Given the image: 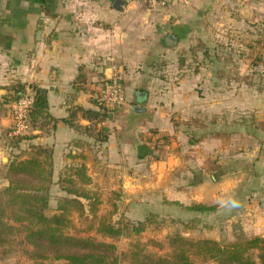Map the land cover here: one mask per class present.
Listing matches in <instances>:
<instances>
[{
    "label": "crops",
    "instance_id": "0c3cea01",
    "mask_svg": "<svg viewBox=\"0 0 264 264\" xmlns=\"http://www.w3.org/2000/svg\"><path fill=\"white\" fill-rule=\"evenodd\" d=\"M113 1L0 0V164H4L12 153L20 158L49 154L54 181L64 167L79 163L85 164L92 182L96 180L95 166L102 171V176L106 170L110 174L108 179L114 177L117 180L120 176L123 181L142 180L147 175L145 167H157L162 162L155 160L149 164L148 159L152 153L160 151L156 147L160 142L158 136L173 133L172 102L182 98L195 102L199 99L200 106L186 108V112L207 119L209 111L215 108L216 136L210 142L208 137L201 136L194 148L182 142L181 148L189 155L187 161L180 162L179 157H175L166 171L172 168V192L177 190L176 186H193L189 168L194 163L202 171L206 168L202 163L192 161L190 150L199 148L207 153L215 146L218 178L214 180L211 176V179L220 182L216 185L219 189L221 182L230 179V172L242 173L237 169L239 150L242 149L237 147V136L243 133L238 121H233L232 128L229 125L227 128L233 136L232 154L228 156L227 164L236 168L224 169L226 147L229 152L222 136L226 130L225 112L229 100L224 94V86L218 87L215 97L206 92L199 96L172 97L170 86L167 92L159 90L152 65H159L161 60L172 55V44L166 41L168 36L176 38L173 45H181L196 37L209 38L217 23L227 22L225 12L232 4L237 5L233 14L235 23L244 24L245 19L257 17L262 6L264 8V0L261 6H258L260 0H189L186 5L171 3L157 11L148 9L140 0H124L122 10L117 11L112 7ZM207 68L208 65L201 66L202 71ZM114 70L121 74L125 100L119 107L107 108L99 101V89ZM207 76L205 71L200 75L202 88L208 87ZM18 85L24 89L39 87L45 91L50 121L39 118L19 146L11 149L4 141L10 125L7 101ZM236 92L234 89L231 96L233 102H237L234 104L247 102L251 108L250 105L256 106L258 97L264 100V94L258 96L255 92L244 99ZM131 105H139L145 110L133 112ZM84 110L91 112L85 113ZM261 114V111L254 110L258 121L252 123L250 130L255 139L251 140V147L255 150L257 164L264 160V121L259 123L264 117L261 119ZM200 124L199 131L190 129V132L207 134L204 127L207 123L204 122L203 126L201 121ZM191 128L197 127L192 125ZM181 167L190 175L177 176L183 171ZM204 175L195 183L201 189L214 185L209 182L207 172ZM252 175L253 172L247 177L254 178ZM245 176L243 174L241 183ZM251 187L253 191L260 189L256 185ZM253 191L247 196H255ZM185 196L188 202L172 193V208L177 202L184 206L215 204V208L222 209L220 201L225 199L219 193L205 191L194 197L185 192Z\"/></svg>",
    "mask_w": 264,
    "mask_h": 264
},
{
    "label": "rangeland",
    "instance_id": "374dc122",
    "mask_svg": "<svg viewBox=\"0 0 264 264\" xmlns=\"http://www.w3.org/2000/svg\"><path fill=\"white\" fill-rule=\"evenodd\" d=\"M231 1L236 2L237 0ZM262 4L263 0H260L259 5H257L261 6ZM235 5L232 4V7H229V10L225 12L227 22L220 21L221 23L215 25L212 36L209 38L196 37L181 45H172L170 58L161 60L159 65H152V68H154V75L157 77L156 82L160 87L159 90L163 89L167 92L171 88L172 97L186 94H197L199 96L203 92L215 97L218 87L224 86V94L225 96L228 95L229 99L225 112L226 130L225 135H222L226 146H229V152H227V147L225 148L226 161L224 169L230 168L232 170L234 167L227 164L228 156L232 154V148L230 147L232 146L233 137L227 131V128L228 125L229 128H232L233 121H238L242 125L241 130H243V133L237 136V147H242L241 151L239 150L240 158L237 161V169H240L242 173L232 174L230 172V179L221 182L219 189H217L216 185L220 182H212L211 179V176L214 180L216 177L218 178L216 147L213 146L207 153L200 151L199 148L197 151L190 150L192 161L202 163L206 170L202 171L194 163V166L189 168L194 185L191 187L176 186L177 190L172 192V174L170 173L172 168L168 171L166 169L175 157H179L180 162H182L187 161L186 156H189L181 148V143L183 142L186 146L191 144L194 148L198 145L201 136L208 137L210 142L212 138H215L217 129V112L215 108L209 111L207 119H202L200 116H190L188 110L186 112V108L199 107V99L195 102L194 99L190 100L188 98L185 100L182 98L176 103L172 102L171 122L174 128L173 133L158 136L160 142L156 143V147L160 151L152 153V156L148 159L149 164H152V161L155 160L162 162L157 167L152 165L145 167L147 175L142 180L128 179L127 181H123L120 176L117 180L114 177L108 179L110 174L104 170L105 174L103 171L102 176V171L95 166L96 180L92 182L89 188L97 193L99 197L98 215H104L113 224L150 220L145 228L138 234L112 239L96 234L93 230H86V221L75 213L70 215L73 225L68 231H77L79 235H90L97 240H104L115 245V254L118 256L115 264L128 263V256H121V253H128L133 244H138L142 248V252L153 257L170 254L172 245H170L169 239L175 233H179L185 239L190 240L212 239L220 245L241 242L254 236L261 237L264 240V160L259 164L255 163L254 160H257L254 159L253 152L255 150L251 147V140L255 141V139L251 137L252 133L250 132L252 123L258 121L254 115V110L255 112H262L261 119L264 117V100L258 97L256 106L250 105L251 108H249L248 103L244 100V103L234 104L237 102H233L231 97L234 89L237 90L236 94L242 98L244 97V99H248L255 92L258 96L264 94V10H262L264 8L262 6L255 19H245L244 24H236L233 17L234 12L236 13L235 7L237 8V5ZM202 65H208L207 70L202 71ZM204 71L208 73L206 82L208 87L202 88L200 75ZM218 77L220 78L219 85H217ZM194 80L196 81L194 82ZM168 86L170 87L168 88ZM10 99L11 96L8 97V101ZM213 107H215V104ZM233 109L236 110L235 113L232 112ZM201 121L203 126L204 122L207 123L204 127L208 130V133L202 135L199 132L191 133L190 129L199 131ZM263 121L261 120L259 123H263ZM192 125H196L197 128H191ZM25 136L10 138L6 134L7 138L4 137V141L6 146L12 149L19 146V142ZM176 144L178 145L176 146ZM34 155L43 157L40 153ZM14 157L20 158L17 154L12 153V156H9L4 164H0V190L8 183L7 163ZM250 162L251 164H249ZM114 168L112 167V169ZM180 170L183 171L178 172L177 176L190 175L184 171L183 167ZM133 171H130L131 174H133ZM66 172L67 166L60 173ZM206 172L209 182L214 185L201 189L200 185L195 183L204 177ZM252 172L254 178L247 177ZM243 174H246V178L241 183ZM237 179H239V182ZM251 179H253L252 182H250ZM60 185L58 179L55 181L52 179V183L49 185V207L45 211L47 215L54 212L57 198L66 194L61 190ZM255 185L260 188L258 191H253L251 186ZM203 191L219 193V196H225V199L235 197L240 201L241 206L230 212L224 208L198 212L185 209L184 204H174L172 208V193L188 202L185 192L194 197L202 194ZM252 191L256 192V195L248 197L247 195H250ZM164 194L170 200H167ZM134 195H138L139 198L134 197ZM246 204L247 206H245ZM215 206L217 207V205ZM186 223L191 227L186 228ZM30 249L31 246L24 242L21 235L12 234L4 247L0 248V264H33V260L28 256ZM260 255L264 257V248L254 247L248 249L244 254L247 261L238 264H264L260 260ZM192 258L196 262L201 259L193 255Z\"/></svg>",
    "mask_w": 264,
    "mask_h": 264
},
{
    "label": "trees",
    "instance_id": "16d2710c",
    "mask_svg": "<svg viewBox=\"0 0 264 264\" xmlns=\"http://www.w3.org/2000/svg\"><path fill=\"white\" fill-rule=\"evenodd\" d=\"M24 91L23 86L18 85L10 96L16 98ZM31 91L33 105L29 111V121L33 128L39 118L50 121V116L47 114L45 91L39 87L31 88ZM7 173L8 183L0 190V248L8 242L9 236L19 234L31 246L28 256L33 264L117 262L113 243L68 231L73 225L71 213L87 222L86 230L112 239L138 234L150 222L113 224L104 215H98L99 197L89 189L92 181L84 163L69 165L67 172L58 176L61 190L66 194L57 198L55 210L50 215L45 213L49 207L48 189L52 183L49 154L21 159L14 157L7 163ZM183 207L198 212L215 209V205L201 203ZM185 227L191 226L186 223ZM263 242L261 237L254 236L241 242L220 245L212 239L190 240L175 233L169 239L172 251L166 256L153 257L142 252L138 244H133L128 253L122 252L121 256H128L127 264H238L247 261L244 254L248 249L264 248ZM192 255L200 257V261L196 262ZM260 258L264 262L263 255Z\"/></svg>",
    "mask_w": 264,
    "mask_h": 264
},
{
    "label": "built area",
    "instance_id": "2783aa9c",
    "mask_svg": "<svg viewBox=\"0 0 264 264\" xmlns=\"http://www.w3.org/2000/svg\"><path fill=\"white\" fill-rule=\"evenodd\" d=\"M128 1V0H125ZM146 7L152 11L165 8L171 3L186 5L189 0H140ZM99 101L107 108L119 107L125 100V92L122 83V77L119 71L114 70L104 79L99 89ZM33 105V92L29 88L16 98L8 101V111L10 116V125L8 137L20 138L27 135L32 127L29 121V111Z\"/></svg>",
    "mask_w": 264,
    "mask_h": 264
},
{
    "label": "water",
    "instance_id": "95a60500",
    "mask_svg": "<svg viewBox=\"0 0 264 264\" xmlns=\"http://www.w3.org/2000/svg\"><path fill=\"white\" fill-rule=\"evenodd\" d=\"M125 5V1L124 0H114L113 1V4H112V7L114 10H122L123 6ZM167 43L168 44H174L175 41H176V38L174 36H168L167 37ZM131 110L133 112H143L145 109L139 105H131Z\"/></svg>",
    "mask_w": 264,
    "mask_h": 264
},
{
    "label": "clouds",
    "instance_id": "9594fccd",
    "mask_svg": "<svg viewBox=\"0 0 264 264\" xmlns=\"http://www.w3.org/2000/svg\"><path fill=\"white\" fill-rule=\"evenodd\" d=\"M220 206L224 208L226 211H232L234 209L239 208L240 201L235 197H228L227 199H222L220 201Z\"/></svg>",
    "mask_w": 264,
    "mask_h": 264
}]
</instances>
